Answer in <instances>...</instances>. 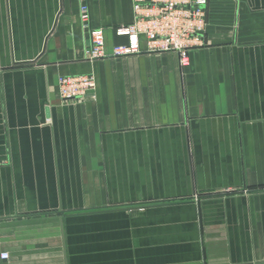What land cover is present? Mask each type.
Instances as JSON below:
<instances>
[{
    "label": "crops",
    "instance_id": "1",
    "mask_svg": "<svg viewBox=\"0 0 264 264\" xmlns=\"http://www.w3.org/2000/svg\"><path fill=\"white\" fill-rule=\"evenodd\" d=\"M0 0L3 264H133L108 227H165L139 264H264V0H207L204 45L89 61L132 0ZM94 93L60 99V76ZM116 229V230H117Z\"/></svg>",
    "mask_w": 264,
    "mask_h": 264
},
{
    "label": "built area",
    "instance_id": "2",
    "mask_svg": "<svg viewBox=\"0 0 264 264\" xmlns=\"http://www.w3.org/2000/svg\"><path fill=\"white\" fill-rule=\"evenodd\" d=\"M79 15L85 28L89 22L87 0H78ZM207 0H132L133 20L115 30L117 38L125 41L106 52L102 29H87L90 48L86 53L89 61L102 60L107 56L123 58L142 53H174L180 66H187L189 52L204 45ZM96 80L93 75L60 76L57 90L61 100L72 101L94 93ZM9 259L7 252L0 251V264Z\"/></svg>",
    "mask_w": 264,
    "mask_h": 264
},
{
    "label": "rangeland",
    "instance_id": "3",
    "mask_svg": "<svg viewBox=\"0 0 264 264\" xmlns=\"http://www.w3.org/2000/svg\"><path fill=\"white\" fill-rule=\"evenodd\" d=\"M117 228L114 226L109 230L108 227L101 236H107L110 245L118 246L127 261L133 264L155 260L158 247L165 243V227L158 224L155 217H136Z\"/></svg>",
    "mask_w": 264,
    "mask_h": 264
}]
</instances>
